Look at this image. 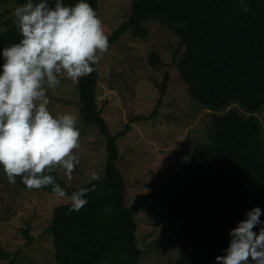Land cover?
<instances>
[{
  "label": "trees",
  "instance_id": "trees-1",
  "mask_svg": "<svg viewBox=\"0 0 264 264\" xmlns=\"http://www.w3.org/2000/svg\"><path fill=\"white\" fill-rule=\"evenodd\" d=\"M76 2L64 0L69 6ZM87 2L97 13V1ZM145 22H157L179 39L172 61L197 108L217 113L236 104L255 113L264 106V0H135L129 22L108 37L109 47L129 30L145 37ZM6 24L0 50L20 39L14 21ZM148 65L154 70L163 67L157 52H150ZM168 82L165 75L161 95ZM96 86L94 68L78 80L77 90L82 121L106 141L103 176L70 189L56 170L51 173L69 195L81 188L91 190L88 203L78 211H71V204L56 207L47 232L55 264H138L141 250L134 215L141 200L127 205L126 184L116 165V140L127 129L109 133L98 110ZM211 122V143L195 144L182 169L153 195L158 207L177 220L176 264H213L227 247L228 232L246 211L259 207L264 220V142L258 121L230 111L213 114ZM16 179L24 186L20 177ZM41 190L53 194L51 186Z\"/></svg>",
  "mask_w": 264,
  "mask_h": 264
},
{
  "label": "rangeland",
  "instance_id": "rangeland-1",
  "mask_svg": "<svg viewBox=\"0 0 264 264\" xmlns=\"http://www.w3.org/2000/svg\"><path fill=\"white\" fill-rule=\"evenodd\" d=\"M96 1L97 14L108 37L122 23L129 22L135 0ZM17 6L9 0L0 1L3 31L8 27L7 21H15L12 12ZM143 26L147 31L145 37L129 30L94 65L97 105L111 135L127 129L116 140L119 153L116 165L126 184L127 205L141 200L134 215L136 244L141 250L138 264H176L180 256L177 220L158 207L154 193L182 169L195 144L211 143L213 114L222 116L233 111L255 117L264 142V106L255 113L236 104L217 113L197 108L178 79L176 64L172 61L179 39L157 22H145ZM151 51L160 55L162 68L154 70L148 65ZM165 75L169 76V82L161 95L159 87ZM60 80L59 86L47 89L48 107L54 116L72 113L78 117L80 147L74 152L79 164L70 177L61 168L56 169L65 186L73 189L92 181V171L99 178L103 176L106 141L79 115L78 82L73 83L64 76ZM67 204H71L69 199L57 198L41 189L29 190L18 183L9 184L2 174L0 264H55L47 227L54 209Z\"/></svg>",
  "mask_w": 264,
  "mask_h": 264
},
{
  "label": "clouds",
  "instance_id": "clouds-1",
  "mask_svg": "<svg viewBox=\"0 0 264 264\" xmlns=\"http://www.w3.org/2000/svg\"><path fill=\"white\" fill-rule=\"evenodd\" d=\"M12 15L20 39L0 50V172L9 184L20 177L29 190L51 186L57 198L71 201V211H78L91 189L69 195L51 174L61 168L70 177L79 164L74 152L80 147L78 117L54 116L47 89L59 86L61 76L76 83L92 73L108 50V36L87 0L71 6L64 0H25ZM90 179L99 176L92 171ZM261 215L259 207L244 213L213 264H264Z\"/></svg>",
  "mask_w": 264,
  "mask_h": 264
}]
</instances>
